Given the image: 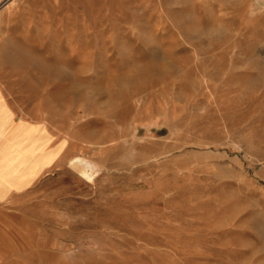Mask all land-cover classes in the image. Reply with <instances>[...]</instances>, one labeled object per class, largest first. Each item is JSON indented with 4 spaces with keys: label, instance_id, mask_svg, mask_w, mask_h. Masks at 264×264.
<instances>
[{
    "label": "rangeland",
    "instance_id": "374dc122",
    "mask_svg": "<svg viewBox=\"0 0 264 264\" xmlns=\"http://www.w3.org/2000/svg\"><path fill=\"white\" fill-rule=\"evenodd\" d=\"M0 85V264H264V0H0Z\"/></svg>",
    "mask_w": 264,
    "mask_h": 264
},
{
    "label": "crops",
    "instance_id": "0c3cea01",
    "mask_svg": "<svg viewBox=\"0 0 264 264\" xmlns=\"http://www.w3.org/2000/svg\"><path fill=\"white\" fill-rule=\"evenodd\" d=\"M0 98H1L0 105H1V103L3 105V109H1L0 114L3 117L5 116V114L10 115V121L8 123V126H5V122L2 121L1 130L3 131L6 127H9V128L13 127L17 122V118L21 117V116L18 114V112L16 111L15 107L10 102V100L6 97L5 92L3 90V87L1 85H0ZM21 118H23V117H21ZM23 119L30 124H35L38 122V121L32 120V119H27V118H23ZM45 127H46V130L49 132L46 125H45ZM50 135L52 137L51 144L53 145L54 144L53 135L51 133H50ZM53 162H52V165H53ZM45 169H47V167L42 169L38 175H36L34 178L30 179L28 181V183L22 187H16L13 184L6 183L5 181L0 179V209L2 207H5L6 205L14 203V201L19 200L24 193L34 189L37 186V182H38L39 178H41L44 175H48V173L51 171V170L46 171ZM51 169H52V166H51Z\"/></svg>",
    "mask_w": 264,
    "mask_h": 264
},
{
    "label": "bare ground",
    "instance_id": "6f19581e",
    "mask_svg": "<svg viewBox=\"0 0 264 264\" xmlns=\"http://www.w3.org/2000/svg\"><path fill=\"white\" fill-rule=\"evenodd\" d=\"M81 72H82V69L80 68L78 70V73L80 74ZM59 75L68 76L69 74L61 70ZM73 88H75V85H73ZM73 167L75 168L76 172H78L81 168L79 164H75V163H74Z\"/></svg>",
    "mask_w": 264,
    "mask_h": 264
},
{
    "label": "water",
    "instance_id": "95a60500",
    "mask_svg": "<svg viewBox=\"0 0 264 264\" xmlns=\"http://www.w3.org/2000/svg\"><path fill=\"white\" fill-rule=\"evenodd\" d=\"M75 164H78V163H75ZM74 163L71 164V166L73 167ZM74 168V167H73ZM75 169V168H74Z\"/></svg>",
    "mask_w": 264,
    "mask_h": 264
}]
</instances>
